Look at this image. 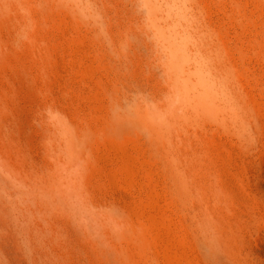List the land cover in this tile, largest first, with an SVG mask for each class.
Segmentation results:
<instances>
[{"label":"rangeland","instance_id":"obj_1","mask_svg":"<svg viewBox=\"0 0 264 264\" xmlns=\"http://www.w3.org/2000/svg\"><path fill=\"white\" fill-rule=\"evenodd\" d=\"M147 1L0 0V264H102L42 207L61 114L81 134L73 170L97 203L91 213L127 264H234L228 244L264 264V0H196L219 38L228 28L243 44L245 68L230 73L243 107L225 89L229 74L195 73L218 114L170 88ZM164 8L185 20L182 2Z\"/></svg>","mask_w":264,"mask_h":264},{"label":"bare ground","instance_id":"obj_2","mask_svg":"<svg viewBox=\"0 0 264 264\" xmlns=\"http://www.w3.org/2000/svg\"><path fill=\"white\" fill-rule=\"evenodd\" d=\"M168 1L173 0H149L146 2L144 9L147 14L151 34L154 37L153 46L157 47V51L160 54L159 57L163 60V70L169 78L170 88H178L177 86L180 84L179 88L182 89V94L185 97L192 100L194 97L201 96V102L199 103L218 114L220 108L219 97H217L213 91L211 92L210 89L200 84L195 73L198 70L205 73L207 70L217 69L220 72H226L230 77L231 70H243L245 66L241 61L242 57L239 51L242 49L243 44L237 45L228 40L226 36L227 32L230 31L228 28H225L227 29L226 35L219 38V34L214 30L213 24L210 23V18H212L211 16L213 15L199 12V3L196 0H178L184 5L182 15L185 20L168 17L164 8V4ZM244 30L249 32V35L252 36L250 29L245 28ZM179 36L188 37L189 41L180 49H176L174 42ZM236 51L238 52V56H236ZM184 57L189 58L192 62L185 61ZM207 59H214L215 63H219V65L209 64L211 68L206 69L203 65V61ZM229 77H226L228 84L225 89H227L229 97L238 102L239 106L243 107L244 96L240 91L242 87L241 82L240 80L232 81L231 77ZM193 103L196 104L195 100L190 102V104L194 105ZM65 116L61 114L57 119L56 130L59 134L60 142H58L55 147L58 156L57 159L55 158L53 161H51L50 156V161L52 162L51 164L49 161L51 164H49L50 175L48 173L49 176L45 180L43 188L40 190L43 197L47 198L46 203L44 202L42 207L45 212L51 213L54 218L58 217L61 220L62 224L65 226V231L69 235H72L76 240L84 242V244L90 241L91 244L94 245L95 249H90L86 246L81 247L80 251L82 253L90 258L101 261L102 264H127V262H125L127 258L126 253H124V256H121L119 253L122 244L115 242L109 237L104 227V218L91 213V210L97 206V203L88 197L86 193L88 189L84 191L81 188L78 177L74 173L73 169L80 168V161L84 152L77 143L80 141L81 134L76 129L75 123L71 120H67ZM47 144L49 143L47 142ZM23 172H25V170ZM29 179L30 178H28V181ZM34 185L35 184H33V186ZM27 186L29 188L30 184H27ZM36 187L37 186H35V188ZM15 189L16 188H14V190ZM36 191H38V187ZM37 195L35 196L37 197ZM41 217H43L42 214ZM49 219H51V217ZM229 229L231 230V228ZM90 233H94L96 238L94 237L91 240L89 238ZM218 234L217 241L220 246L224 247L223 241L225 237L220 232ZM51 237L52 236L49 238L51 239ZM228 238L229 237L226 238L227 241ZM231 241L232 238L229 243H231ZM223 250L226 256L234 261V264H245L243 260H240L241 258L239 256L241 252H234L229 244L226 248L224 247Z\"/></svg>","mask_w":264,"mask_h":264}]
</instances>
